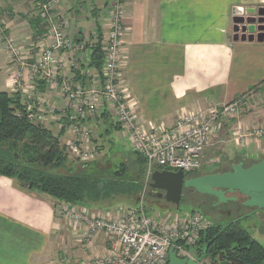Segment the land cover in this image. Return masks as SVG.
I'll return each mask as SVG.
<instances>
[{
	"label": "crops",
	"instance_id": "obj_1",
	"mask_svg": "<svg viewBox=\"0 0 264 264\" xmlns=\"http://www.w3.org/2000/svg\"><path fill=\"white\" fill-rule=\"evenodd\" d=\"M108 3L109 0H65L54 11L64 34L88 46L77 58L67 52L60 55L65 65L63 73L71 76L74 86H89L90 75L95 73L87 69L90 48L98 38L102 41L107 31ZM28 9L21 14L12 11L14 15L6 11L4 26L6 34L35 60L46 26L36 19L35 7ZM235 9L256 17L257 11L264 9V0H126L120 54V87L132 100L137 119L147 131L152 125L171 127L179 115L227 104L256 92L238 121L217 126L223 143L217 140L205 152V160L228 167L264 159V141L243 148L227 142L238 122L242 127L264 126V90L256 91L264 81V41H235ZM72 61L77 71H69ZM13 71L0 41V92L11 95L9 78ZM27 76L24 72L26 84ZM43 96L52 106L64 107L55 89L46 87ZM87 123L95 137L101 136L100 141L120 133L112 130L115 120L103 104L98 115ZM43 126L51 132L56 127L59 133L54 121ZM63 130L65 146L73 134L67 128ZM59 204L47 195L22 190L14 180L0 176V264H80L112 251L116 244L101 234L86 249L80 241V230H73L59 217ZM86 210L90 215L114 216L118 208L89 206ZM257 231L259 236L254 240L263 245L264 213Z\"/></svg>",
	"mask_w": 264,
	"mask_h": 264
},
{
	"label": "built area",
	"instance_id": "obj_2",
	"mask_svg": "<svg viewBox=\"0 0 264 264\" xmlns=\"http://www.w3.org/2000/svg\"><path fill=\"white\" fill-rule=\"evenodd\" d=\"M64 1L45 0L37 4L39 17L46 26L37 59H32L11 37L5 39L8 65L14 68L9 89L11 94L23 97V115L27 120L42 126L54 121L59 130L69 129L73 138L65 144L66 153L86 165L96 159L98 152L87 122L98 115L103 104L115 120L118 132L129 140L132 151L144 159L148 178L154 171L196 174L215 164V160H205V152L217 140L223 143L217 126L225 121H238L256 92L227 104L179 115L171 127L152 125L147 131L139 123L132 100L122 91L119 81L126 0H109L101 70L90 75L86 87L74 86L71 76L63 73L62 52L77 58L88 50L86 43L67 37L55 21L54 11ZM238 11L241 17L246 16L242 9ZM69 67L71 72L78 69L75 61L69 62ZM24 72L28 75L27 84L22 79ZM39 83L55 89L63 98L64 107L49 104L39 91ZM262 89L264 81L256 91ZM260 141H264V126L242 127L238 122L227 142L243 148ZM86 211L81 206L58 205L59 217L73 230H80V241L86 249L93 246L100 234L116 246L111 247L110 253L80 264H168L169 251L179 259L210 264L203 254L195 257L189 251L197 244L200 233L210 227L199 213L165 212L151 218L142 198L132 207L118 208L114 216L90 215Z\"/></svg>",
	"mask_w": 264,
	"mask_h": 264
},
{
	"label": "trees",
	"instance_id": "obj_3",
	"mask_svg": "<svg viewBox=\"0 0 264 264\" xmlns=\"http://www.w3.org/2000/svg\"><path fill=\"white\" fill-rule=\"evenodd\" d=\"M36 19L42 23L38 16ZM102 62L103 47L98 38L91 45L87 69L99 72ZM44 87L47 86L39 83L42 94ZM23 112L19 94L0 92V176L14 180L22 190L39 192L71 206L109 208L119 202L130 204V201L132 206L136 205L144 179L142 170L133 172L132 165V172L128 173L127 166L119 164L114 170L93 167L76 172L65 146L59 141L64 130L54 135L44 126L29 122ZM113 126L112 130L118 132L117 126ZM132 152L137 156L136 163L146 167L144 159ZM188 193L189 190H183L182 197ZM239 218L224 226L212 224L200 233L198 251L209 258L211 264H264V247L239 227Z\"/></svg>",
	"mask_w": 264,
	"mask_h": 264
},
{
	"label": "rangeland",
	"instance_id": "obj_4",
	"mask_svg": "<svg viewBox=\"0 0 264 264\" xmlns=\"http://www.w3.org/2000/svg\"><path fill=\"white\" fill-rule=\"evenodd\" d=\"M45 0H42V2ZM38 0H0V41L3 46L4 50V44L5 39H7L9 36L6 34V29L4 26V18L3 14L7 12L14 15V12L16 13H27L29 11V7L32 9V6L35 7L37 11V16L39 17L38 8H37ZM14 11V12H12ZM41 20V19H40ZM42 21V20H41ZM42 23H44L42 21ZM62 23V22H60ZM41 49V48H40ZM31 54L28 52V55ZM26 83V82H25ZM21 96V95H20ZM22 101L23 97L21 96ZM113 126V125H112ZM57 128L52 127V133H55L57 135ZM92 131V130H91ZM93 137L92 141L96 145L98 152L96 155V159L86 165H83L74 159H71L68 157L69 162L74 165L76 172H79L81 170H85L87 168H93L96 167L100 170H114L117 165L124 164L128 168V173L132 172V169L130 166L133 167V172H139V170H142L144 173V179L142 182V188L138 192L136 196V203L139 201L140 198L144 200L147 214L148 216L156 217L157 214L163 215V212H175L180 215H186L193 213H199L205 220L208 221L209 225L212 224L215 225H226L228 223H232L233 221L238 220V216H240L239 221V227L241 229H244L249 233V235L253 239H257V236H259L258 228L260 227V215L264 213V210L257 211L254 213H250V210L242 206L243 199L238 198V201L236 203L228 202V203H217L216 200L212 197L207 196H201L197 197L196 193L194 191H189L188 194L184 195L181 199V203L179 207H174L172 205L166 204V202L162 200H158L155 195L152 194L150 191L149 184L151 183L150 178L147 177V170L146 167H142L141 164H137V156L132 152L131 146L129 143V140L123 136L120 135V133H112L109 140L107 139V136L105 137V141H100V135L99 138L94 134V131H92ZM60 144L62 145V138L59 140ZM220 163H216L213 166H205L202 171H200L201 175L206 174H212V173H220L223 172L230 167L219 165ZM138 168V169H137ZM128 203H118L119 205H115L112 207H109V210H114L116 208H125L132 206L133 202ZM202 203L205 205L203 207L198 206L199 204L202 206ZM234 204L241 206L240 208H237ZM83 208H88L86 206H83ZM104 208V207H103ZM89 211V210H88ZM200 238L197 241V244L199 242ZM261 240V238H260ZM197 244L194 247H191L189 249L190 253L193 256L201 255V252L198 251ZM264 247V244L262 245ZM205 258L210 263L209 258L205 256ZM211 264V263H210Z\"/></svg>",
	"mask_w": 264,
	"mask_h": 264
},
{
	"label": "water",
	"instance_id": "obj_5",
	"mask_svg": "<svg viewBox=\"0 0 264 264\" xmlns=\"http://www.w3.org/2000/svg\"><path fill=\"white\" fill-rule=\"evenodd\" d=\"M233 23L235 41H264V9H259L256 17H241L240 12L235 9ZM150 181V190L153 193L163 192L164 202L174 207H179L183 190H190L201 196L212 197L217 203H236L238 198H242V206L250 210L251 214L264 210V159L249 167H245L243 163H236L229 171L191 179H185L182 171H154ZM168 264L197 263L179 259L169 251Z\"/></svg>",
	"mask_w": 264,
	"mask_h": 264
},
{
	"label": "flooded vegetation",
	"instance_id": "obj_6",
	"mask_svg": "<svg viewBox=\"0 0 264 264\" xmlns=\"http://www.w3.org/2000/svg\"><path fill=\"white\" fill-rule=\"evenodd\" d=\"M200 175H201V173L199 172V173H196V174H190V175H185V179H191V178H197V177H200ZM151 191V190H150ZM190 191V190H189ZM152 192V191H151ZM152 194L153 195H155L156 196V198L158 199V200H162V201H164V199L162 198V196L164 195L163 194V192H158V193H153L152 192ZM228 196H230V195H236V194H227Z\"/></svg>",
	"mask_w": 264,
	"mask_h": 264
}]
</instances>
